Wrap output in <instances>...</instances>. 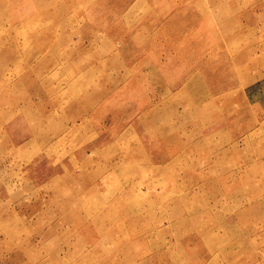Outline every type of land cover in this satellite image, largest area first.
Segmentation results:
<instances>
[{"label":"rangeland","instance_id":"1","mask_svg":"<svg viewBox=\"0 0 264 264\" xmlns=\"http://www.w3.org/2000/svg\"><path fill=\"white\" fill-rule=\"evenodd\" d=\"M0 264H264V5L1 0Z\"/></svg>","mask_w":264,"mask_h":264},{"label":"bare ground","instance_id":"2","mask_svg":"<svg viewBox=\"0 0 264 264\" xmlns=\"http://www.w3.org/2000/svg\"><path fill=\"white\" fill-rule=\"evenodd\" d=\"M1 1V0H0ZM3 1V0H2ZM55 1H58V2H60V1H62V0H55ZM209 2H210V5L211 6H214V5H217V4H220L221 3V1H224V0H208ZM218 1V2H217ZM260 2H261V4H263L264 5V0H259ZM207 2V1H206ZM67 4H68V2L67 3H64V8H63V10H62V12L63 11H66V9H67ZM99 4V3H98ZM208 4V3H207ZM238 5V4H237ZM92 6V5H91ZM94 6H96V4H94ZM179 10H181V6L180 5H177V4H170L168 7H165V8H163V9H157L156 10V19H157V21L158 22H161V23H168L170 20H172V18H171V15H172V17H176L175 15H176V13L179 11ZM205 10V9H204ZM205 12H207L206 10H205ZM257 12V9L256 8H252V12H251V14H255ZM47 14H51V12H47ZM207 14V13H206ZM59 16H60V18H64L65 16H63L62 14H59ZM90 29V28H89ZM91 30V29H90ZM103 30V28L101 27V26H95V31H97V32H101ZM90 32H92V31H90ZM89 32V33H90ZM37 38L39 39V36H37ZM249 54H251V52L249 51V52H246V53H244V54H242L241 55V57L240 58H238V61H242V59H243V57L245 56V55H249ZM40 57V56H39ZM70 57V56H69ZM41 58V57H40ZM78 61L79 60H75V59H73V62H72V64L74 65V64H77L78 63ZM38 62H40V64H42V61H40V60H38V61H36L35 63H34V66L38 63ZM257 75V74H256ZM262 76V75H261ZM260 77H258V79H259ZM249 84H253L252 83V81H249L248 82ZM200 104V103H199ZM79 106V105H78ZM60 126L61 125H59V127H55L54 128V131H62V128H60ZM69 127V126H68ZM19 140H25L26 139V136H24V137H22V138H18ZM247 139H249V136H247L246 137V139L245 140H247ZM91 189L92 190H95V186H92L91 187ZM124 195V196H123ZM128 195V193L126 192V191H124V190H122L121 191V193L119 194V197H120V199H119V201L116 203V205L117 206H121V205H124L125 203H126V199L128 198H126V196ZM126 198V199H125ZM153 205L152 204H150L149 206H148V208H150V207H152Z\"/></svg>","mask_w":264,"mask_h":264}]
</instances>
